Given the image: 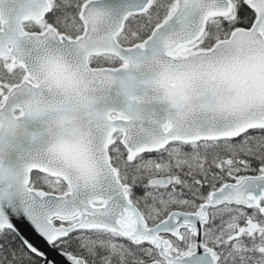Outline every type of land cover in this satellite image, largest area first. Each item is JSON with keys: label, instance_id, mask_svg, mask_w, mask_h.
Masks as SVG:
<instances>
[{"label": "snow or ice", "instance_id": "6c2138e0", "mask_svg": "<svg viewBox=\"0 0 264 264\" xmlns=\"http://www.w3.org/2000/svg\"><path fill=\"white\" fill-rule=\"evenodd\" d=\"M0 264H264V0H0Z\"/></svg>", "mask_w": 264, "mask_h": 264}, {"label": "water", "instance_id": "95a60500", "mask_svg": "<svg viewBox=\"0 0 264 264\" xmlns=\"http://www.w3.org/2000/svg\"><path fill=\"white\" fill-rule=\"evenodd\" d=\"M39 243V241H37ZM42 246V245H41Z\"/></svg>", "mask_w": 264, "mask_h": 264}]
</instances>
